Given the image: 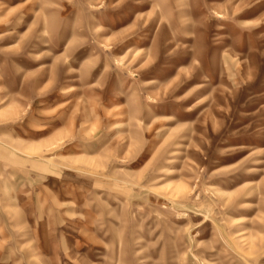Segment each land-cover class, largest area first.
Instances as JSON below:
<instances>
[{"label": "rangeland", "instance_id": "374dc122", "mask_svg": "<svg viewBox=\"0 0 264 264\" xmlns=\"http://www.w3.org/2000/svg\"><path fill=\"white\" fill-rule=\"evenodd\" d=\"M0 264H264V0H0Z\"/></svg>", "mask_w": 264, "mask_h": 264}]
</instances>
